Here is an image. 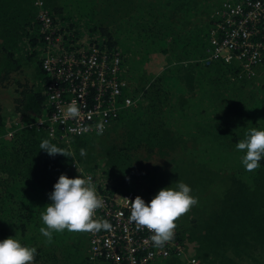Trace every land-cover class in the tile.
Wrapping results in <instances>:
<instances>
[{
	"label": "trees",
	"instance_id": "16d2710c",
	"mask_svg": "<svg viewBox=\"0 0 264 264\" xmlns=\"http://www.w3.org/2000/svg\"><path fill=\"white\" fill-rule=\"evenodd\" d=\"M37 1H41V6L49 10V13L51 12L57 16L61 21L72 18L80 22L78 15L75 16L76 13L69 10L68 4H61L60 0H0V82L7 78L10 71L20 68L23 64L24 56L35 60L38 65L37 71L39 77L42 78L44 84L49 80L41 66L44 54L42 49L44 36L39 30L41 21L37 17L39 12ZM105 1L106 3L101 9L105 14H109V16L108 14L106 15V25L100 23L94 26L88 25L90 22H93V9L89 10L90 15L87 19L84 18L85 15H80L83 19V26H87L86 34L96 33L93 31L97 30V33H100L101 36L100 42L102 41L108 49L122 47L127 51L124 52L122 49L125 56L131 53L136 57V54L140 52L143 55L146 54L145 57H147L157 49H161L160 53L164 55L170 53L167 56L169 59L168 65L160 73L156 75L146 73L144 78H140L141 82H143L141 89L136 90V86L123 89V95H131L137 99V104L122 110L116 120L114 129L115 131L122 130L124 132L127 144L131 145L133 144L132 142H136V145L132 146V148L136 149L144 145L151 153L153 147H167L168 145H172V143L176 145L182 140L178 133L176 134V131L162 127L164 121H160L159 123L158 119L154 121H151L153 119L149 120L151 113L154 111L160 112L161 104H167L165 113H169L170 116L185 117V105L191 101L190 98L196 94H205L204 92L193 91L196 87H202L203 83L205 84V88H210L209 95H207L209 98L216 96L219 90L227 93V89L233 85L230 77H236L235 81L238 80L241 83L253 81L240 77L238 75L239 68L235 64L230 65L215 62L209 66H201V64L192 62H182V60L193 56L201 58L205 55L208 47V34L212 25L210 13L205 19L203 37V34L199 32L198 26H192L189 18L183 16V14L191 9V7L184 5L188 4V2L190 4L192 0H181L180 4L177 1H173V15H171L172 11L165 15L167 18L172 17L177 22H183L184 24H181V27H190L197 31V36L191 40L193 42V54L183 53L180 49V43L183 39L178 38L177 22L162 29L155 28L153 31H148L145 27L138 29L128 28L129 23L123 22L121 18L124 16L123 14L129 13L130 10L128 8L124 10V6H122L124 10L122 14L116 7V13L123 15L119 22L114 11L111 10V7H114L117 0ZM183 1L187 3H183ZM155 3H152L151 6ZM134 6H137V4ZM140 12L141 10H138L135 13ZM70 25L73 26V24ZM139 30H147L148 33L145 31L139 32ZM120 32L123 33L125 43L119 40L116 35V33ZM157 33H161L164 36L154 38L152 35ZM73 34L78 36L79 32L73 30ZM166 36L167 38L164 39ZM166 42H168V46ZM22 46L28 48L24 51L26 55L19 51ZM34 55H39L38 60ZM209 69L210 73L207 74ZM144 72V66H142L139 75H143ZM221 76L225 81H221L222 84L219 88V84L216 82L222 80ZM131 78L133 79L132 76ZM202 80L205 81L195 86V81ZM262 89V97L255 101L248 115L251 121L256 122L258 128L264 130V86ZM189 92L191 93L190 96L187 94ZM44 100L45 96L42 93L26 92L23 98L25 105L21 111L33 110L36 113ZM199 114H204L203 109H200ZM0 126H4V120L1 115ZM114 129L111 128L107 132L105 131L106 133L102 137H96L93 140V146L91 141L86 137H73L71 138L72 145H66V147L57 137L47 135L45 132L37 130L36 127L25 125L22 133L16 140V145L5 149L4 153L7 156L4 157L6 159L0 161V184L8 182L11 179L12 183L4 186V197L0 198V219L14 223L15 229L18 231V234L15 236L23 245H33L37 249V256H35L37 260L41 256V246L59 244L70 233L67 230L62 233L53 232L52 243H48L47 238L41 234L40 228L46 227L41 219V214L46 210V206L52 203L49 199V194L54 190V184L58 181L60 175L65 174L68 178H74L71 173L72 168L70 167L74 157L76 160L83 161L86 160V156L92 153L94 156L97 154L95 142L98 141L102 144L103 149L108 152V155L111 154L115 157L114 164L110 160L108 162L109 165L106 162L110 171L117 170L118 173H124L126 176L132 174L131 169H133L134 160L128 157L127 145L119 146L117 144L118 148L111 145L114 139L111 138L110 133L111 130L115 132ZM45 139L50 140L51 143L56 144L59 148L72 153L71 157L61 154H56L55 156L48 155L43 149H40V143ZM192 139L195 141L194 144H196V139ZM225 140L227 141L225 146L236 141L231 140V138H225ZM225 140L222 139V145L225 143ZM70 146L71 149H68ZM82 148L86 150V156H81L80 150ZM121 153L125 157H122ZM261 168L264 169V163ZM260 169H258L257 174ZM255 174L251 177V179L254 178L253 185L247 184L246 181L238 180L233 176L223 179L225 183L220 202L221 205L214 211H211L210 215L204 217V222H196V226L190 228V232L176 235V240L184 246L186 253L195 247V251H198L196 253L198 258L203 260H207L206 251L208 255V252L210 253L220 246L224 248L231 246L237 249L241 247L243 251H247V247L252 246L253 248L256 247L255 249L260 248L264 253V191H257L259 183L264 188V181L259 182ZM110 178H114V176L110 175ZM116 182L117 179H113V189ZM145 202L149 203L150 199H146ZM14 204H17V207H14ZM4 228L8 231L6 227ZM0 236L2 235L0 234ZM0 239L3 240V237H0ZM175 262L176 258H173L170 264Z\"/></svg>",
	"mask_w": 264,
	"mask_h": 264
},
{
	"label": "rangeland",
	"instance_id": "374dc122",
	"mask_svg": "<svg viewBox=\"0 0 264 264\" xmlns=\"http://www.w3.org/2000/svg\"><path fill=\"white\" fill-rule=\"evenodd\" d=\"M60 1L61 4H68L69 10L76 13L75 16L78 15L80 22L72 18L69 20H62V25H59V27H69L72 30L78 31V41H84L87 33V26H83V19L80 15H85L84 18L87 19L90 15L89 10L93 9V22H90L88 25H99L98 23L107 24L106 15L108 13L105 14L101 9L106 3L105 0ZM173 1H177L178 4L181 2V0H117L114 7H111V10L114 11L119 22L122 19L123 22L129 23L128 28L138 29L140 27H145L148 31H153L155 28L162 29L177 22L173 20L172 17L167 18L165 15L173 10ZM221 1L222 0H192L190 4L188 2V4L184 5L191 7V9L183 14V16L189 18L192 22V26H198L199 32L202 33L204 37L206 16H209L210 13L220 5ZM154 2L156 3L151 6ZM183 3L187 2L183 1ZM135 4H137V6H134ZM122 6H124V10L128 8L130 10L129 13L123 14L124 10ZM116 7L124 16L116 13ZM138 10H141V12L135 13ZM171 15H173V11ZM177 23L178 38L180 37V39H183L180 43V49L183 53L193 54V42L191 40L197 36V31L190 27H181V24H184L181 21ZM70 24H73V26ZM72 30H69V33H71ZM147 30H139V32L145 31L148 33ZM93 32H96L91 34L93 38L99 40L101 37L100 33H97V30ZM116 35L119 40L125 43L122 32L116 33ZM152 36L155 38L164 35L157 33ZM166 38L167 36L164 39ZM125 40L127 41L126 37ZM166 44L168 46V42H166ZM27 49V47L22 46L19 51L23 54ZM130 50L136 54L133 49L130 48ZM160 52L161 49L151 52L157 53L158 57H153L152 63L144 66L145 72L143 75H139V71L143 65L133 62L130 68V75L132 74V81L136 83L134 85L136 86V90L142 88L143 82H141L140 78H144L146 73L155 75L156 73H160L163 68L168 65L169 59L167 56H169L170 53L164 55ZM124 55L125 54H123V57ZM136 55L139 58H145L146 56V54L143 55L140 52ZM34 56L38 60L39 55ZM199 59L200 58L197 56H193L189 59L182 60V62L200 64ZM37 68L38 65L35 60L24 56L23 64L20 68L10 71L7 78L0 82V115L4 120V126H0V161L6 159V157H4L7 156V154L4 153L5 149L16 145V140L22 133V129L34 114L33 110H25L22 112L21 109H23L25 105L23 102L24 94L26 92L40 93L45 85L42 78L39 77ZM208 73H210V69L207 71V74ZM46 76L49 77L47 74ZM230 78L233 85L227 89L228 92L224 93L222 90H219L221 94L218 93L219 95L213 96L214 98L212 96L209 98L207 97L210 88H205V84L203 83L205 80L195 81V86L200 83H203V85L202 87L194 88L193 91L204 92L205 94H196L190 98L191 101L187 102L185 105V117H172L169 113H165L167 109V104L165 103L161 104L159 113L158 111H154L149 115V120L153 119L151 121H154L158 119L159 123L160 121H164L163 128H168L176 131V134L178 133L182 140L176 145L172 143V145H168L167 147H153L151 153L144 145L136 149L134 147L132 148V146L136 145V142H132L133 144L131 145L127 144L124 132L122 130L115 131L114 126L116 120L113 121L106 132L111 128L115 131L113 132L111 130L110 133L111 138L114 139L111 145L116 148L127 145L128 157L134 160L133 169H131L132 174L130 176H126L124 173H118L117 170L110 171L108 162L110 160V162L114 164L115 157L111 154V156L108 155V152L103 149L102 144L98 141L95 142L97 154L93 156L92 153L86 156V160L83 161L76 160L75 157L73 158L70 166L72 168V175L74 178L77 177L76 169L73 166V163H76L77 169H82L87 175H94L95 181L92 182L97 192H100L98 183L106 185L104 187V189H106L108 183L113 185V179H117L113 192L122 196L127 193V191L135 190L143 199H150V201L163 188H176L178 182L187 184L192 189L191 195L198 198V204L193 206L190 212L182 216L176 222L177 234H187L191 231L190 228L196 226V222H204V217L210 215L211 211H214L221 205L220 202L223 196L225 183L223 179L228 176H233L238 180L246 181L247 184L253 185L254 178L251 179V177L256 172V179L259 182L264 181V169L261 168L264 163V158L260 161V167L258 169H261L258 174V169L253 172H248L242 164V157L246 153L236 148L237 143L245 138V134L249 132L250 129L256 128L257 130H262L257 127L258 125L256 126L255 121H251L248 113L255 101L262 97L264 66L257 67L253 77L247 78L253 80L249 83H241L238 80L235 81L236 77ZM221 79L222 80L216 82L219 84V88L222 84L221 81H225L222 76ZM126 81L128 82V79ZM187 94L190 96L191 93L189 92ZM190 107L193 108L190 109ZM200 109H203L204 114H199ZM206 114L208 115L205 116ZM36 129L51 134L49 128L44 129L41 127ZM106 132H103L102 135L94 134L86 136V138L91 141L93 146V140L96 137H102ZM78 138H85V136H80ZM192 138L196 139V144H194L195 141ZM225 138H231V140L236 141L225 146L227 143ZM222 139L225 140L223 145ZM60 141L63 142L65 146L72 145V139H69L67 135L63 136V139H60ZM91 144L89 143L90 146ZM117 144H119L118 147ZM68 149H71V146ZM121 155L125 157L122 153ZM182 168L183 170H181ZM110 175H113L114 178H110ZM11 183L12 179L0 184L1 199L4 197V186L10 185ZM258 190L264 191L261 183L257 186V191ZM14 207H17V204H14ZM13 224V222L0 219V234L2 235L0 237H3V240L9 237L17 238L15 235L18 234V231ZM4 227H6L8 231L5 230ZM89 234L90 233L70 232L67 238L59 244L41 246V256L39 260L35 258L36 260H34L33 264H107L102 261L92 262L89 259ZM0 241H2V239H0ZM30 247H33V245ZM229 247L224 248L220 246L216 250H212L210 253L208 252V255L206 251L207 260L198 258L196 254L198 251H195V247L191 248V251H188L187 255L210 264H264V253L260 248L255 249L256 247L253 248L252 246H248L247 251H243L241 247L238 249Z\"/></svg>",
	"mask_w": 264,
	"mask_h": 264
},
{
	"label": "built area",
	"instance_id": "2783aa9c",
	"mask_svg": "<svg viewBox=\"0 0 264 264\" xmlns=\"http://www.w3.org/2000/svg\"><path fill=\"white\" fill-rule=\"evenodd\" d=\"M36 3L39 30L44 36L41 66L49 80L43 86L44 102L25 125L49 128V135L59 140L65 135L70 139L97 134L96 125L100 122L105 132L122 110L137 104L131 95H123V89L128 87L122 69L125 53L119 47L108 49L91 34L78 41L71 28L59 27L62 21L41 6V1ZM210 21L208 47L199 63L235 64L240 77L252 78L256 68L264 66V0H222L212 11ZM72 101L80 106L78 119L64 115ZM73 166L77 176L95 181L94 175L77 169L76 163ZM105 186L98 183L97 193L103 198L104 207L97 210L95 218L109 221L112 229L89 234L88 257L92 262L170 264L176 258L172 264H210L187 255L176 240V229L172 241L163 248L155 247L150 240L152 233L146 228L137 230L135 223L129 221L131 209L127 199L134 200L139 193L131 190L120 196L113 192L112 184L104 189Z\"/></svg>",
	"mask_w": 264,
	"mask_h": 264
},
{
	"label": "clouds",
	"instance_id": "9594fccd",
	"mask_svg": "<svg viewBox=\"0 0 264 264\" xmlns=\"http://www.w3.org/2000/svg\"><path fill=\"white\" fill-rule=\"evenodd\" d=\"M64 115L78 119L81 115L80 106L72 101L64 110ZM96 129L97 134L102 135L104 124L98 123ZM236 148L246 153L242 157L245 170L255 171L264 158V130L250 129L245 138L237 143ZM40 149L50 156L61 154L71 157V153L47 139L40 143ZM80 154L86 156V150L82 148ZM191 192L190 186L178 182L176 188L161 189L149 203L140 196L134 200L127 199L131 209L129 221L135 223L137 230L146 228L152 233L150 240L153 245L163 248L167 242L174 239L176 222L198 204V198L192 196ZM49 199L52 203L47 205L41 214L46 227L40 228L48 243H52L53 232L62 233L67 230L76 233H98L112 229L109 221L95 218L97 210L104 207V200L98 195L91 177L79 174L75 178H68L67 175L61 174L54 184V190L49 194ZM36 254L35 247L23 245L17 238L9 237L0 241V264H33Z\"/></svg>",
	"mask_w": 264,
	"mask_h": 264
},
{
	"label": "crops",
	"instance_id": "0c3cea01",
	"mask_svg": "<svg viewBox=\"0 0 264 264\" xmlns=\"http://www.w3.org/2000/svg\"><path fill=\"white\" fill-rule=\"evenodd\" d=\"M119 48L122 51L123 48L122 47H119ZM124 52H127V51L124 50ZM155 56L158 57V54L157 53H151L145 58L144 57L139 58L137 56L134 57L132 54H128L127 56L124 55L125 58L123 59L124 60V64H123L122 69H123V72L125 73V76L128 79V82H127L128 87H133L136 84L135 82L132 81L133 80L131 78L132 74L130 75V68L132 67L133 62L137 63L139 65L146 66L147 64H151L152 63L153 57H155ZM156 74H158V73H156Z\"/></svg>",
	"mask_w": 264,
	"mask_h": 264
},
{
	"label": "flooded vegetation",
	"instance_id": "af4514ba",
	"mask_svg": "<svg viewBox=\"0 0 264 264\" xmlns=\"http://www.w3.org/2000/svg\"><path fill=\"white\" fill-rule=\"evenodd\" d=\"M43 91H44V89H42L41 91H40V93H42V95H44V93H43ZM45 96V95H44ZM34 112V111H33ZM35 113V112H34Z\"/></svg>",
	"mask_w": 264,
	"mask_h": 264
}]
</instances>
